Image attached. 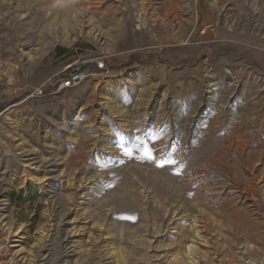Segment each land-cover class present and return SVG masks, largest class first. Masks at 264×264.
<instances>
[{"label": "rangeland", "instance_id": "obj_1", "mask_svg": "<svg viewBox=\"0 0 264 264\" xmlns=\"http://www.w3.org/2000/svg\"><path fill=\"white\" fill-rule=\"evenodd\" d=\"M0 225L21 264H264V0H0Z\"/></svg>", "mask_w": 264, "mask_h": 264}, {"label": "built area", "instance_id": "obj_2", "mask_svg": "<svg viewBox=\"0 0 264 264\" xmlns=\"http://www.w3.org/2000/svg\"><path fill=\"white\" fill-rule=\"evenodd\" d=\"M83 76L82 71H78L73 74L70 73L69 76L64 78L62 86L70 87L77 81H80ZM13 245V239L0 225V264H21L16 252L13 249Z\"/></svg>", "mask_w": 264, "mask_h": 264}, {"label": "bare ground", "instance_id": "obj_3", "mask_svg": "<svg viewBox=\"0 0 264 264\" xmlns=\"http://www.w3.org/2000/svg\"><path fill=\"white\" fill-rule=\"evenodd\" d=\"M247 164L245 163L244 165H242V167H243V169H247ZM224 206L222 205L221 206V209L218 211V213L219 214H221L223 217H228L229 216V214H228V212H226L225 210H223L224 208H223ZM207 216V215H206ZM231 220V219H230ZM205 227L207 228L206 230H210L211 228L213 229H215L217 226H218V224H216L215 222H216V220H214L213 218H211V216H207V218L205 219ZM205 231V230H204ZM236 231V230H235ZM231 232V231H230ZM233 233V232H232ZM258 255V254H257ZM257 257H259V256H257ZM263 258L261 257V258H258V259H255L254 260V258L252 257V260H253V262H260L261 260H262Z\"/></svg>", "mask_w": 264, "mask_h": 264}, {"label": "trees", "instance_id": "obj_4", "mask_svg": "<svg viewBox=\"0 0 264 264\" xmlns=\"http://www.w3.org/2000/svg\"><path fill=\"white\" fill-rule=\"evenodd\" d=\"M86 66H87L86 64L77 65V66L73 67L72 69H70L68 72H65V74H63L62 76L65 78V77L69 76L70 73L73 74V73H76L78 71H83V70H85Z\"/></svg>", "mask_w": 264, "mask_h": 264}]
</instances>
